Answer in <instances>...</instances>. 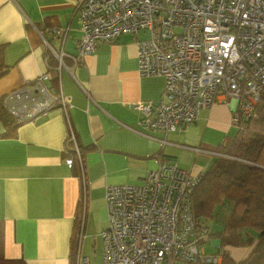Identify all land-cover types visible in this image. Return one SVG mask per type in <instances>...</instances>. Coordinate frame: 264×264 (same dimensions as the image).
I'll return each mask as SVG.
<instances>
[{
    "label": "crops",
    "instance_id": "obj_1",
    "mask_svg": "<svg viewBox=\"0 0 264 264\" xmlns=\"http://www.w3.org/2000/svg\"><path fill=\"white\" fill-rule=\"evenodd\" d=\"M81 1L0 0V67L5 68L0 75V262L5 264H102L106 186L142 184L161 161L200 176L218 156L212 149L236 133L231 107L223 100L200 108L195 122L181 130L144 129L136 105L156 106L164 90L162 77L137 70L136 38L147 34L123 33L80 53L75 8ZM53 28L64 29L63 37ZM43 71L49 91L68 97L65 110L56 104L33 121L5 125L3 95ZM70 130L74 142H67ZM208 243L219 245L214 237ZM241 253L240 248L229 252L234 259L243 258H237Z\"/></svg>",
    "mask_w": 264,
    "mask_h": 264
},
{
    "label": "built area",
    "instance_id": "obj_2",
    "mask_svg": "<svg viewBox=\"0 0 264 264\" xmlns=\"http://www.w3.org/2000/svg\"><path fill=\"white\" fill-rule=\"evenodd\" d=\"M75 9L81 20L80 53L123 33L147 34L136 38L137 70L162 77L164 90L156 106L149 101L136 105L144 129L181 130L195 122L200 108L218 100L230 105L236 127L252 114L264 89V0H82ZM52 31L63 37L64 29ZM48 78L43 71L6 92V112L24 123L56 104L64 111L68 97L50 92ZM74 140L70 130L67 142ZM65 163L71 166L72 157ZM197 181L187 169L161 161L142 184L106 186L102 264H173L179 259L218 264L221 257L200 246L203 224L191 218L189 199Z\"/></svg>",
    "mask_w": 264,
    "mask_h": 264
},
{
    "label": "trees",
    "instance_id": "obj_3",
    "mask_svg": "<svg viewBox=\"0 0 264 264\" xmlns=\"http://www.w3.org/2000/svg\"><path fill=\"white\" fill-rule=\"evenodd\" d=\"M4 71L0 67V75ZM6 114L5 125L21 124ZM234 127L235 135L226 136L212 149L218 156L198 176L189 199L191 218L203 224L200 246L205 253L221 254L220 264H264V89L252 114L242 120L241 127ZM211 237L219 245L207 251ZM244 244L251 245L246 256H230L226 246Z\"/></svg>",
    "mask_w": 264,
    "mask_h": 264
},
{
    "label": "rangeland",
    "instance_id": "obj_4",
    "mask_svg": "<svg viewBox=\"0 0 264 264\" xmlns=\"http://www.w3.org/2000/svg\"><path fill=\"white\" fill-rule=\"evenodd\" d=\"M208 223H212V221L211 220H209L208 221ZM210 226V230H214V228H212L213 227V225L211 224V225H209ZM216 246H212V245H210L209 243H207V245H206V250L208 251V250H213L214 248H215ZM226 248H227V250L230 252V254L231 255H233L232 254V249L233 248H240L241 250H242V253H241V255L240 256H237V258H240V257H242V256H245L249 251H250V249H251V245L250 244H244V245H241V246H230V245H228V246H226ZM220 257H221V261H222V256H221V254H218ZM212 258H213V256H211ZM194 261V260H193ZM205 263V264H217V262H211V261H204V262H200V261H195V262H186V261H182L181 259H179V260H176L175 261V264H186V263H188V264H191V263ZM0 264H5V263H2V262H0Z\"/></svg>",
    "mask_w": 264,
    "mask_h": 264
}]
</instances>
